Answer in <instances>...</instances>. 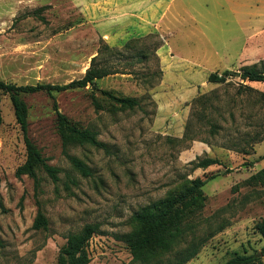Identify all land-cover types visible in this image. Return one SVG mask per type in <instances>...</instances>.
Listing matches in <instances>:
<instances>
[{
    "label": "rangeland",
    "instance_id": "rangeland-1",
    "mask_svg": "<svg viewBox=\"0 0 264 264\" xmlns=\"http://www.w3.org/2000/svg\"><path fill=\"white\" fill-rule=\"evenodd\" d=\"M203 6L220 18H210L206 27L188 21L173 39L180 46L188 42L206 68L185 100V91L163 85L157 55L147 50L137 60L142 46L113 60L125 74L96 82L99 90L139 99L133 110L111 105L90 86L22 95L28 137L58 169L57 183L41 170L36 182L15 175L25 145L10 99L0 93V264H57L67 236L87 224L100 230L87 247L89 264H129L124 236L134 215L207 178L204 207L187 238L202 245L187 264L259 254L264 242L255 226L264 221V187L246 181L264 168V83L244 82L239 75L249 66L264 72V0H203ZM230 38L235 52L243 47L241 59L202 57ZM127 41L106 43L69 0H0V81L8 84H68L84 75L102 44L121 49ZM224 71L230 75L223 84L208 83L210 73ZM56 110L93 131L104 147L64 148ZM70 157L90 175L76 171ZM205 158L218 164L196 167ZM39 212L46 229H34ZM256 264H264V257Z\"/></svg>",
    "mask_w": 264,
    "mask_h": 264
},
{
    "label": "trees",
    "instance_id": "trees-1",
    "mask_svg": "<svg viewBox=\"0 0 264 264\" xmlns=\"http://www.w3.org/2000/svg\"><path fill=\"white\" fill-rule=\"evenodd\" d=\"M159 37L149 34L140 38L128 40L121 49L102 44L96 56L90 60L89 67L84 75L68 84H35L17 86L0 81V93L8 95L13 107L16 123L19 125L25 145L26 158L15 172L17 177L28 176L35 182L38 181L37 172L43 171L53 183L58 182V169L48 164L40 150L28 137V108L22 100L23 94L46 93L51 95L74 89H84L87 86L100 95L111 105L125 110H133L140 104L134 97H118L106 90L96 88V82L109 76L125 74L116 66L114 61L124 59L125 52H130L142 46L135 53L137 60L147 57V50L156 55L160 47ZM127 59V58H126ZM114 60V61H113ZM127 66H132L130 62ZM229 71L221 74L210 73L208 83L223 84ZM151 77V76H150ZM244 82L264 83V72L256 66L244 67L239 75ZM250 89V88H248ZM264 100V94L260 95ZM95 103V96H93ZM97 107H100L97 105ZM57 133L62 146H92L103 148L104 145L96 139L93 131L82 128L77 123L69 120L65 115L56 110ZM1 124V117H0ZM73 168L82 176L90 175L88 167L76 158H69ZM218 164L216 159L205 158L197 162L196 167L207 168ZM211 178L206 180L195 179L188 182L178 191L169 193L165 198L142 208L133 217V227L130 233L124 236V242L131 255L129 264H187L198 254L202 243L194 240L187 241L189 235L195 230L194 220L204 207L205 196L203 187ZM247 185L264 187V168L250 176ZM46 229L47 220L41 212L37 214L34 229ZM255 229L264 242V221L256 224ZM98 224H87L79 232L69 234L65 244L59 251L57 264H89L91 259L87 251L92 237L99 234ZM169 257H173L170 260ZM264 257V245L257 255H234L224 264H256Z\"/></svg>",
    "mask_w": 264,
    "mask_h": 264
},
{
    "label": "crops",
    "instance_id": "crops-1",
    "mask_svg": "<svg viewBox=\"0 0 264 264\" xmlns=\"http://www.w3.org/2000/svg\"><path fill=\"white\" fill-rule=\"evenodd\" d=\"M69 1L80 10L86 23L95 28L99 36L111 46H118L114 45L115 42L157 35L162 39L156 55L164 73L163 85H170L176 91H185L180 96L182 100L193 95L191 88L201 80L205 64L203 59L192 53L188 42L180 46L173 39L180 32V27L188 25V21L206 27L210 18H220L204 8L203 0ZM234 7H237V3ZM231 44L232 38L223 41L222 48H211L210 54L213 55H206L204 49L202 57L223 58L225 61L237 57L241 59L243 47L235 52Z\"/></svg>",
    "mask_w": 264,
    "mask_h": 264
}]
</instances>
